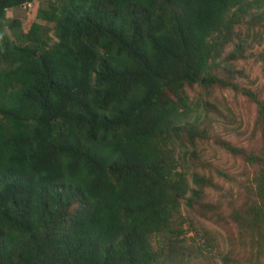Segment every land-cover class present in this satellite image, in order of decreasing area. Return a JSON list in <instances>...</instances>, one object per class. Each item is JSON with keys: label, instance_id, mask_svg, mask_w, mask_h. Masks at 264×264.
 Wrapping results in <instances>:
<instances>
[{"label": "trees", "instance_id": "1", "mask_svg": "<svg viewBox=\"0 0 264 264\" xmlns=\"http://www.w3.org/2000/svg\"><path fill=\"white\" fill-rule=\"evenodd\" d=\"M27 1L0 0V264H157L181 232L166 147L182 89L217 81L264 0H58L36 12L53 37L33 22L16 44L6 12Z\"/></svg>", "mask_w": 264, "mask_h": 264}, {"label": "rangeland", "instance_id": "2", "mask_svg": "<svg viewBox=\"0 0 264 264\" xmlns=\"http://www.w3.org/2000/svg\"><path fill=\"white\" fill-rule=\"evenodd\" d=\"M57 1L28 0L8 9L4 31L26 44L24 33L38 22L53 37V24L36 19V12ZM6 66L0 58V68ZM207 74L217 81L183 87L190 112L166 147L184 193L176 214L180 234L165 248L153 243L157 264H264V8L239 20ZM196 196L191 207L184 205ZM80 209L73 202L68 218Z\"/></svg>", "mask_w": 264, "mask_h": 264}]
</instances>
